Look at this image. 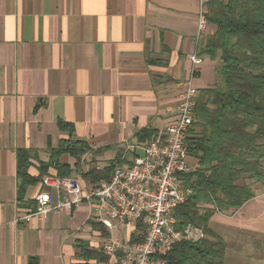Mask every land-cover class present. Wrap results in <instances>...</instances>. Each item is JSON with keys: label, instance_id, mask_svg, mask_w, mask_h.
I'll return each mask as SVG.
<instances>
[{"label": "crops", "instance_id": "0c3cea01", "mask_svg": "<svg viewBox=\"0 0 264 264\" xmlns=\"http://www.w3.org/2000/svg\"><path fill=\"white\" fill-rule=\"evenodd\" d=\"M202 4L0 0V264H122L120 254H106L102 245L110 234L137 239L140 225L118 223L110 231L93 219L94 200L70 211L57 209L54 194L46 217L19 220L37 210L43 187L29 186L20 200L17 151H34L30 173L38 177V163L49 161L51 147L69 138L87 142L93 151L79 170L74 158H62L86 191L91 184L81 171L122 159L125 145L139 141L142 131L153 139L163 134L178 118L188 81L199 93L219 82L220 61L204 52L214 29L208 25L198 36ZM193 54L202 59L195 73ZM210 227L227 244L225 264L239 261L228 239L236 228L263 239L264 193L237 211L214 215ZM246 260L264 264L262 252L250 251Z\"/></svg>", "mask_w": 264, "mask_h": 264}, {"label": "trees", "instance_id": "16d2710c", "mask_svg": "<svg viewBox=\"0 0 264 264\" xmlns=\"http://www.w3.org/2000/svg\"><path fill=\"white\" fill-rule=\"evenodd\" d=\"M205 10L214 33L207 38L204 52L220 61L219 82L196 99L195 121L185 140L197 166L186 177V186L194 190L174 210V217L177 230L191 225L202 228L206 237L178 243L164 257L166 264H225L227 244L210 227L212 217L237 211L256 197L246 180L264 187V0H207ZM60 128L73 131L67 123H60ZM153 136L149 131L138 135L139 141H150ZM92 151L85 141L63 140L51 147L48 162L38 163L39 175L34 177L30 168L37 155L18 150L20 200L29 186L42 182L52 171L60 178L72 175L70 166L62 163L63 156L74 158L79 170ZM123 163L117 158L103 169L93 166L81 171V176L92 186L109 180Z\"/></svg>", "mask_w": 264, "mask_h": 264}, {"label": "built area", "instance_id": "2783aa9c", "mask_svg": "<svg viewBox=\"0 0 264 264\" xmlns=\"http://www.w3.org/2000/svg\"><path fill=\"white\" fill-rule=\"evenodd\" d=\"M198 27V36L205 33L208 22L205 2ZM193 73L202 64L196 54L190 56ZM178 104V118L163 134L150 141L127 143L122 161L109 180H101L89 190H83L73 177L47 175L42 190L36 195L37 210L20 221L29 222L33 216L46 217L53 210L54 194L59 199L57 209L75 210L84 202L96 201L93 219L111 231L118 223L139 224L141 241L126 242L110 234L102 251L121 255L122 264H166L164 257L180 242H197L206 237L202 228L189 225L177 230L174 210L185 204L193 194L186 186V177L197 170L188 153L186 137L195 121L198 90L191 81L186 84Z\"/></svg>", "mask_w": 264, "mask_h": 264}, {"label": "rangeland", "instance_id": "374dc122", "mask_svg": "<svg viewBox=\"0 0 264 264\" xmlns=\"http://www.w3.org/2000/svg\"><path fill=\"white\" fill-rule=\"evenodd\" d=\"M129 161H130V159H129ZM97 164L98 163L96 162V165ZM89 165H90V162H89ZM244 183H246L251 188L256 190L257 193H259V194L264 193V187H262L260 185H257V183H255L253 181H249V180H246ZM140 231H142L141 227H140L139 233H140ZM139 233H138V239H140ZM252 235H253V233L247 232V231H244V230H240L239 228L238 229L236 228V229L232 230L231 239H228V244L231 247L232 251H234V252L237 251L240 255L243 256V259H239L240 255L237 256L235 254V257H233V260L238 259L239 261H233V262L232 261H230V262L228 261V264H249L246 259L249 256L250 251L251 252L254 251L255 253L256 252H259V253L262 252L263 257H264V252H263V250H264V236H263V239H262L259 236L255 237V236H252ZM140 241H141V239H140ZM132 243H135V242H132ZM259 248H261L260 251H258Z\"/></svg>", "mask_w": 264, "mask_h": 264}]
</instances>
